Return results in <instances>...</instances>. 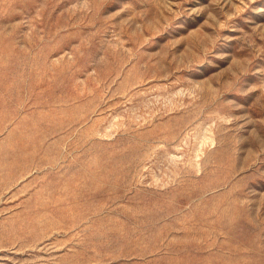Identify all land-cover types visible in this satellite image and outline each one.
I'll use <instances>...</instances> for the list:
<instances>
[{
  "label": "rangeland",
  "instance_id": "1",
  "mask_svg": "<svg viewBox=\"0 0 264 264\" xmlns=\"http://www.w3.org/2000/svg\"><path fill=\"white\" fill-rule=\"evenodd\" d=\"M0 264H264V0H0Z\"/></svg>",
  "mask_w": 264,
  "mask_h": 264
},
{
  "label": "bare ground",
  "instance_id": "2",
  "mask_svg": "<svg viewBox=\"0 0 264 264\" xmlns=\"http://www.w3.org/2000/svg\"><path fill=\"white\" fill-rule=\"evenodd\" d=\"M111 127V126H110ZM109 128V127H108ZM111 132V131H110ZM187 141V140H186ZM204 142V141H203ZM200 147V146H199Z\"/></svg>",
  "mask_w": 264,
  "mask_h": 264
}]
</instances>
